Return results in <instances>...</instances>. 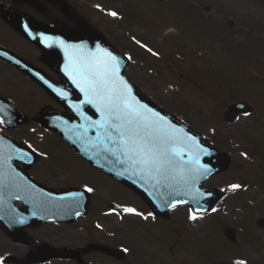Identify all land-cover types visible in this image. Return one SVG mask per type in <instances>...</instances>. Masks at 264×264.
I'll use <instances>...</instances> for the list:
<instances>
[{
	"label": "rangeland",
	"instance_id": "1",
	"mask_svg": "<svg viewBox=\"0 0 264 264\" xmlns=\"http://www.w3.org/2000/svg\"><path fill=\"white\" fill-rule=\"evenodd\" d=\"M67 1L76 13L87 16L107 43L122 55L131 56L125 75L143 98L165 107L179 119L174 113L179 109L176 102L183 99L191 103L188 126L209 136L211 143L229 156L231 164L225 173L204 184L224 191V196L215 210L198 215L196 220L190 219L191 213L185 208L173 210V226L163 219H124L107 216L103 213L106 210L92 211L94 229L89 231L84 224L76 223L66 228L63 236L78 241L90 235L97 243L116 247L121 240L130 255L126 254L125 261L132 264H264V228L259 229L255 223L264 218V110L259 108L264 107V0ZM122 10L133 12L141 20L128 22ZM113 11L117 17L109 15ZM229 20L233 26L228 25ZM9 38L12 49L40 65L33 48L15 36ZM0 93L13 99L30 117H35L41 105L51 102L21 72L1 63ZM222 99V108L214 104ZM237 101L258 107L253 106L251 116L224 122V110ZM0 128L38 152L40 159L29 175L39 183L52 189L91 187L96 191L92 192L96 203L100 197L112 204L138 203L136 195L124 185L88 165L56 134L47 133L35 122L14 130L1 124ZM233 184L241 188L233 191ZM228 226L236 231L235 244L223 233ZM27 233L31 244L17 245L0 228V260L14 256L21 260L19 264H27L24 259L34 246L44 242L60 246L61 235L55 225H35ZM94 259L101 264H122L101 255ZM44 264L65 263L56 259Z\"/></svg>",
	"mask_w": 264,
	"mask_h": 264
},
{
	"label": "water",
	"instance_id": "2",
	"mask_svg": "<svg viewBox=\"0 0 264 264\" xmlns=\"http://www.w3.org/2000/svg\"><path fill=\"white\" fill-rule=\"evenodd\" d=\"M23 1V0H22ZM31 2V0H24ZM63 6V11L65 14L70 12V6L59 0ZM2 16L14 26L23 36L36 42L47 58H50V63L53 68L60 73V75L66 80L64 84H57L45 76L40 70L34 69L26 61L19 59L17 56L8 53L5 50L0 49V52H7L8 56H0L3 59L9 60L14 65L20 67L25 73H27L34 81H38L46 91L59 102L64 105V107L69 112L68 114L62 112H56L52 109H47L41 112L37 121L42 124L47 130H52L59 134L68 144L73 146L78 154H80L85 160L94 167L96 166L103 172L111 175L116 180L118 179L122 184L127 187L134 189L139 195H142L145 201L153 210L160 216H165V214L173 209L171 205L177 203L180 200H186L187 203H177V206H183L188 204L192 207V210L197 209V200L199 202L200 211L199 213H204L205 211L211 210L216 205V200H218L222 194L218 190H212L207 188H202L205 180L214 176V174L220 173L225 170L229 165L230 159L224 154L219 153L214 147H212L205 138L198 135L194 130L188 128L182 122H179L172 115H168L162 109L156 107L149 100H145L141 94L138 92L137 87H135L127 77L124 76V70L128 63L127 57L120 55L112 46L108 45L104 37L100 34L87 32L82 35H75L66 33L64 31H48L52 34L51 37L54 39L59 38L63 40H75L74 44L85 43L89 47H94L99 44L103 48H107L109 51L113 52L122 60L121 75H123L132 85L133 92L137 99L141 103L147 104L149 107L160 112L162 115L166 116L173 124L179 128H183L189 135L195 136L200 144L207 149L210 155L202 156L201 162L206 164L212 169V172L207 175L206 179L198 181L197 187L201 192L205 193L203 197L199 196L194 190H183L177 186L178 190L183 191V195H175L172 193V188L160 187L154 185L153 182L147 180H140L139 176H132L130 173L125 175H117L118 172L123 171L124 166L114 163V157L106 153H100L99 149H93L91 147V142L96 140L97 131L91 129V125H87L83 117L71 106L72 104H83L84 96L83 94L72 84L68 75L65 74L64 67H61L58 57L59 46H47V42H42L40 37L42 36L41 31L43 30L40 26L34 23L31 19L26 16H21L15 13L13 10L2 9ZM23 20V23H22ZM25 24L28 25V30H25ZM229 25H233L230 21ZM41 30V31H40ZM45 31V32H46ZM31 33V34H30ZM49 34V33H48ZM53 35V36H52ZM33 36L36 38L34 39ZM46 36V35H45ZM24 64L25 66L21 65ZM51 85V87L49 86ZM55 89H61L67 93V99L62 98L57 94ZM82 111L93 121L100 120V114L95 110L93 106L83 105ZM252 108L244 103H236L227 111L226 116L228 121H233L240 113H250ZM0 120L4 125L9 127H16L17 125L26 124L29 121V117L23 114L18 108L14 106L8 100L0 96ZM84 125V127H80ZM88 130L86 135L85 131ZM85 149H88L85 152ZM23 156V158H21ZM107 156V159L105 158ZM38 156L36 152L28 146L17 144L9 136H5L0 131V226L8 233L14 242L16 243H29L28 234L25 232L27 227H33L37 223H46L49 221H63L67 219H73L77 214L85 213L87 211V205L89 203V195L85 192L83 208L75 212H67L60 209V204L54 197L68 194L74 191H85L80 188H74L64 191L52 190L39 184L33 178H29L28 170L31 166L37 162ZM4 161H7L5 163ZM23 163L24 168H20L16 165V162ZM18 185L24 186L25 184L33 185L34 188L24 190L23 187H17ZM195 197V199H194ZM15 200L23 202L24 208H19L15 206ZM41 201H44V205L41 206ZM71 205V201H64L63 205ZM176 206V207H177ZM23 219L24 222L20 223L19 220ZM257 226L264 227V218H260L257 221ZM224 234L231 241L236 240L235 231L228 227L225 229ZM94 250L104 251L108 255H114L116 257H121L116 250L110 247H105L102 245L92 246ZM64 250L50 246L46 243L43 245L36 246L34 250L28 253L26 262L28 264L34 263H45L50 258L62 257ZM20 261L14 257H9L5 260L6 264L19 263Z\"/></svg>",
	"mask_w": 264,
	"mask_h": 264
},
{
	"label": "snow or ice",
	"instance_id": "3",
	"mask_svg": "<svg viewBox=\"0 0 264 264\" xmlns=\"http://www.w3.org/2000/svg\"><path fill=\"white\" fill-rule=\"evenodd\" d=\"M109 15L117 17L118 13L113 11ZM25 30H28L27 24ZM40 39L42 42L51 41L47 43L49 47L56 45L63 50L66 60L65 74L84 96L83 104L71 106L87 125H91V129L97 131L96 140L91 142L93 149L100 150L96 154L106 153L115 158L114 163L124 166L123 171L117 175L130 173L132 176H139L140 180L153 182L156 186L172 188L171 194L175 195H183V191L178 190L177 186L183 190H194L201 197L206 195L200 191L197 183L212 172L211 168L201 162V157L210 153L195 136L189 135L166 116L137 99L133 85L121 75L120 57L99 44L89 47L85 43L73 44L44 35ZM147 51L158 55L151 48H147ZM0 56H8V53L0 52ZM131 59V56L127 57V60ZM55 90L58 95L67 99L66 92ZM83 105L93 106L100 114V120L93 121L87 116L82 111ZM80 127L83 128L84 125ZM91 129H86L85 135ZM17 187H23L25 191L34 188L30 184H17ZM230 188L235 191L241 185L233 184ZM85 192L91 193L93 188L85 186ZM83 196L84 192L72 194L73 203L69 206L79 207V200ZM177 203H173L171 207H176ZM43 205L44 201H41V206ZM122 211L143 215L132 207H124ZM199 211L197 200V209L193 211L190 219H198ZM19 222L23 223L24 220L21 218ZM0 264H3L2 260ZM234 264H246V261H236Z\"/></svg>",
	"mask_w": 264,
	"mask_h": 264
},
{
	"label": "flooded vegetation",
	"instance_id": "4",
	"mask_svg": "<svg viewBox=\"0 0 264 264\" xmlns=\"http://www.w3.org/2000/svg\"><path fill=\"white\" fill-rule=\"evenodd\" d=\"M5 7L10 8V9H14L17 13H19L21 15L24 14V15L30 16L40 26H42L44 28H48L49 30H61V31H65L67 33L69 32L70 34L72 33L75 35H81V34L86 33V29H89V31L93 32L92 31L93 30L92 25L90 24V21L82 18L84 20V22H82V21L77 19V17H76L77 14L74 12L73 6H71L72 12L67 13V14L63 13L62 5L60 4V2L58 0H34L33 3H27L24 1L22 2L20 0H0V36H1L0 48L7 49L12 54L18 55L21 59L28 61L36 69L44 71L47 76H50L51 78H53L55 80L59 79L58 75L55 73L54 69L50 66L48 60H46L43 57V52H42L41 48H39L37 45L33 44L27 38H23L16 31V29L14 27H11L9 25V23L6 21V19L1 16V10H2V8H5ZM14 36L19 38V40L22 43H27L31 48H33L35 50V56L38 55L40 65H37V64L35 65L34 63L29 61L28 59L24 58L18 51H16L15 49H12L9 46L7 41H8V39H10L9 37H14ZM0 63L3 65H6L7 67L13 68L14 70L16 69V67H14L12 64L7 62L6 60L0 59ZM16 70L18 71V69H16ZM19 72H21V71H19ZM25 77H27V76H25ZM36 86H38L40 88L39 85H36ZM190 105H192V104L186 102L183 99H179V101L176 102V106L179 107V109L177 110V113H178V115L181 116V118H184L185 120H190V115L192 114L191 111L193 110L192 106H190ZM58 106L62 111H64V109L62 108L61 105H58ZM260 108L262 110H264V107H260ZM225 111H224L223 116H225ZM195 115L196 114L194 113L193 117ZM225 118H226V116H225ZM124 188H126V187H124ZM130 191L134 195H136L132 190H130ZM90 197H91V193H90ZM136 197L138 198L137 204H130L129 203V205L125 204L124 206L123 205H121V206L135 208L138 212L142 213L143 215L123 213V211L120 209L116 210L115 206H118L119 204L117 205V203L112 204L109 201H103V200H101V197H100L99 201H97V203H96V206H95L96 209L90 208V204H89V206H88L89 209H88V211H86V214L77 216L76 219H74L73 221H69V222L65 221V222H60V223L54 222L52 224H49V225H56L57 230L59 231V233L61 235L60 247L64 248V249L68 248L71 251H73L70 253H68V252L64 253L65 258H56V259L60 260L62 263H65V264H67V263H69V264H88V263L89 264H101L100 262H97L94 259V256L99 257V255H101V257L107 259L108 261L112 260L114 262H120V263L122 262V264H132V262L127 263L125 261L126 254L129 255V253H128V251H125L124 246L121 244V240H120V242L119 241L117 242V243H119L118 247L114 246L112 243L110 245L111 247H113L119 251L120 250L124 251V252L122 251L123 254L119 258V257H114L112 255H110V256L105 255L102 251L94 250L92 248V246H94V244H98V243L96 242V240L92 239L90 237V235L87 237V239L78 240V241H75L76 239H74L72 237H69V238L66 237L65 238L63 235L66 232L65 231L66 228H70V227L76 225V223L84 224L86 226V229H88L89 231L94 229L95 219H93L92 211L95 213H99L101 210H106L103 212L104 214L116 216L117 218L121 217L124 219L130 218V217H136V216L147 217V221H150L151 218H152V220L155 218L163 219V220H166L170 226H173V224L176 222L175 219L172 218V216H171V213L173 211L167 213L165 216H163L161 218L160 216H157L155 213H153L152 210H150L149 206H147L146 203H144V201L141 199V197H139L138 195H136ZM91 199H92V197H91ZM83 200H84V198L80 199L79 201L82 202ZM100 200H101V202H100ZM180 208H185L186 210H188L190 212V208L187 206H183ZM113 209H115V211H113ZM171 220H173V221H171ZM127 222H129V221H125V224ZM130 222H132V221H130ZM122 234H124V232H122ZM120 235H121V233L118 235V237H120ZM100 244L105 245V246L108 245L107 243H105L103 241H101ZM171 252H173V250Z\"/></svg>",
	"mask_w": 264,
	"mask_h": 264
},
{
	"label": "trees",
	"instance_id": "5",
	"mask_svg": "<svg viewBox=\"0 0 264 264\" xmlns=\"http://www.w3.org/2000/svg\"><path fill=\"white\" fill-rule=\"evenodd\" d=\"M121 12L123 13L124 16H126V18H127V20L129 22H132L133 21V22H137L138 23V21L141 20V18L138 15L134 14L133 12L128 13L125 10H122Z\"/></svg>",
	"mask_w": 264,
	"mask_h": 264
}]
</instances>
